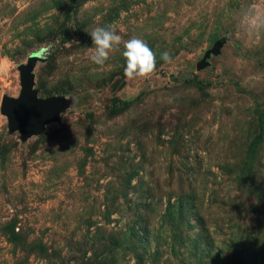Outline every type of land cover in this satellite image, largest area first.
<instances>
[{"label": "rangeland", "instance_id": "1", "mask_svg": "<svg viewBox=\"0 0 264 264\" xmlns=\"http://www.w3.org/2000/svg\"><path fill=\"white\" fill-rule=\"evenodd\" d=\"M252 7L264 0H0V100L30 65L54 111L24 131L0 112V264H264ZM107 26L122 40L100 66L87 32ZM131 38L156 54L148 78L124 76Z\"/></svg>", "mask_w": 264, "mask_h": 264}, {"label": "clouds", "instance_id": "2", "mask_svg": "<svg viewBox=\"0 0 264 264\" xmlns=\"http://www.w3.org/2000/svg\"><path fill=\"white\" fill-rule=\"evenodd\" d=\"M241 22L246 30L259 32L264 30V11L255 7L242 13ZM94 46L90 60L96 65H104L110 58V53L121 44L122 37L111 26L96 27L87 32ZM122 56L126 61L124 76L128 80L148 78L156 69V54L148 44L139 38H131L124 42ZM165 61L170 59L167 52L161 54Z\"/></svg>", "mask_w": 264, "mask_h": 264}, {"label": "water", "instance_id": "3", "mask_svg": "<svg viewBox=\"0 0 264 264\" xmlns=\"http://www.w3.org/2000/svg\"><path fill=\"white\" fill-rule=\"evenodd\" d=\"M30 68V65H26L19 69L20 90L17 98L1 97L0 112L7 116L9 130L24 131L27 127L38 130L42 121L54 116L51 98H37L31 88Z\"/></svg>", "mask_w": 264, "mask_h": 264}, {"label": "trees", "instance_id": "4", "mask_svg": "<svg viewBox=\"0 0 264 264\" xmlns=\"http://www.w3.org/2000/svg\"><path fill=\"white\" fill-rule=\"evenodd\" d=\"M130 103H131V101L125 102V104H130ZM235 168L237 169V166H235ZM238 170H239V168H238Z\"/></svg>", "mask_w": 264, "mask_h": 264}]
</instances>
